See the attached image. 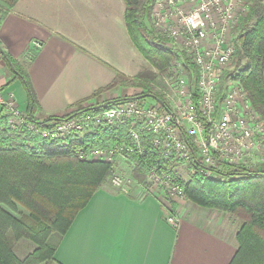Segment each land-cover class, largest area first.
Instances as JSON below:
<instances>
[{"label":"crops","instance_id":"0c3cea01","mask_svg":"<svg viewBox=\"0 0 264 264\" xmlns=\"http://www.w3.org/2000/svg\"><path fill=\"white\" fill-rule=\"evenodd\" d=\"M0 8L7 6L0 1ZM124 14L123 0H20L1 20L0 46L29 76L36 117L90 106L98 92L107 100L127 95L120 89L126 79L110 88L118 74L130 80L149 64ZM0 94L8 100L14 94L19 109L28 111L26 89L1 53ZM172 213L177 227L168 222ZM236 235L230 218L211 209L192 202L175 208L144 188L124 193L103 184L60 238L50 264H231Z\"/></svg>","mask_w":264,"mask_h":264},{"label":"built area","instance_id":"2783aa9c","mask_svg":"<svg viewBox=\"0 0 264 264\" xmlns=\"http://www.w3.org/2000/svg\"><path fill=\"white\" fill-rule=\"evenodd\" d=\"M250 2L155 0L150 34L157 46L175 53L176 62L166 78V91L151 98L152 103L144 98L98 111L75 107L53 119L37 120L13 102L7 126L63 146L90 137L115 138L108 145L81 146L74 157L113 165L120 157L153 156L155 163L144 165L148 187L144 189L164 198L186 195L164 162L197 167L192 172L210 179L223 167L264 172V119L240 81L228 73L238 47L232 34L240 28ZM4 104L0 96V106ZM159 154L162 160H157ZM112 185L128 192L119 176ZM168 222L179 225L173 213Z\"/></svg>","mask_w":264,"mask_h":264},{"label":"trees","instance_id":"16d2710c","mask_svg":"<svg viewBox=\"0 0 264 264\" xmlns=\"http://www.w3.org/2000/svg\"><path fill=\"white\" fill-rule=\"evenodd\" d=\"M0 1L7 6L0 8L1 22L20 0ZM123 1L125 23L134 45L152 67L165 73L171 63L170 52L155 48L145 35L148 28L144 22L146 14L152 9L151 2ZM249 13V20L255 19V23L239 38L236 56L245 63L237 72L236 79L264 119V5L254 3ZM0 53L12 68L14 78L24 85L28 94V111L34 118L38 103L29 76L3 52L1 46ZM122 78L125 77L118 74L110 88ZM135 80L141 81L139 87L143 88L149 78L146 74H140ZM143 89L139 95L158 97L152 90ZM100 93H96L94 98H99ZM99 104L102 103L96 105ZM93 106L84 109L91 111ZM77 107L82 109V103ZM6 120L0 114V264L54 263L60 238L112 175L109 164L80 161L74 158V153L84 145H108L115 138L90 137L85 142L75 140L63 146L27 131H12L6 127ZM140 163L144 167L154 164L155 160L149 156ZM235 168L233 172H220L223 180L206 178L202 172H198L183 187L188 199L199 207L231 215L244 212L245 221L236 236L238 251L231 264H264V172ZM235 177L240 179L236 180ZM19 207L25 209L26 214L17 216ZM55 236L57 240L52 242ZM22 240L32 242L36 248L24 258H19L15 245Z\"/></svg>","mask_w":264,"mask_h":264},{"label":"rangeland","instance_id":"374dc122","mask_svg":"<svg viewBox=\"0 0 264 264\" xmlns=\"http://www.w3.org/2000/svg\"><path fill=\"white\" fill-rule=\"evenodd\" d=\"M144 2H147V0H142ZM151 2L152 5V9L151 11H149L146 14V19L144 24L146 25V27L148 28V33L145 32L146 37L153 42L154 47L159 49L161 48V46H157L154 42V38L153 35L150 34V29L153 26V18H152V10L154 8V3L155 0H149ZM256 2H261L264 5V0H251L250 2V9L252 7V5ZM250 11V10H249ZM249 12L245 15V17L242 19V24L240 26V28H238L237 30H235V33L232 34L234 37V40L237 43V46L240 45V36L241 34H244L246 31L250 30L254 23H255V19L249 20ZM136 47V46H135ZM162 49V48H161ZM164 50V49H162ZM139 51V50H138ZM167 51V50H166ZM141 54V53H140ZM142 55V54H141ZM143 56V55H142ZM175 53L170 52V66L168 67L167 71L165 73H160L157 69H155L154 67L151 66V64L148 62V60L144 57V59L148 62L149 66L147 69H142V71L137 74L135 77L131 78L130 80H128L126 77L123 79H126V83L123 84L124 86H122L123 88L120 89H124L123 93H127V95L124 97H134V96H138L140 93H142V91L145 89L148 90H152L153 93L157 94V95H163L162 91H166L167 89V81L166 78L167 76H169L171 71V68L173 67L172 64L175 63ZM245 62H240L239 58L236 56V58L233 60L231 66H229L230 70L228 71L229 74H234L235 76L237 75V72L239 70H241V68L244 66ZM140 74H146L147 77L149 78V80L142 86L143 88L139 87V82H137L135 80V78L140 75ZM122 79V80H123ZM19 83L20 80H19ZM123 83V82H122ZM120 89H117V92H122ZM0 96L4 99L5 104L3 106H0V114L5 117L6 119H8V116L10 114V103L15 104V107L18 108L19 111H21L19 109V107L16 104L15 101V95L11 94L9 100L5 99L2 94H0ZM120 96H116L115 98L111 97V99L107 100L105 97L104 98H98L97 101H94L93 104H91L90 106L96 105L98 103H103L104 101H110V100H115L118 99ZM13 101H12V100ZM106 99V100H105ZM149 102L152 103L153 99L148 98ZM252 102V101H251ZM254 107V106H253ZM255 109V108H254ZM22 113H27L28 115H30L29 111L24 112L21 111ZM31 116V115H30ZM32 117V116H31ZM33 117L37 120H41V118L36 117L35 115H33ZM6 127L7 124H6ZM8 129H11L12 131L15 132H23L25 131L24 129H17L14 130L12 127H8ZM160 156V159L157 160H162L163 156L161 154L158 155V157ZM76 158V157H74ZM155 160V159H154ZM156 160V162H157ZM165 163V167L169 170V173L171 175H173L175 177V179L182 185L184 186V184L189 183L194 176L197 175L198 172H192V170L195 168L197 169V167H190V166H185L177 161H172L171 164L169 162H164ZM112 168V175L107 179V181L104 184H108V185H112V179L116 176H119L123 181L124 184H126V188L128 190V192H130L133 188H146L147 185L146 183L144 184L145 180H146V175L147 172L145 170V167H143L140 163V160L136 157H133L131 159L128 158H118L115 160V163L113 165H110ZM236 168L235 167H223L221 168V170H219L218 172H214L212 178L214 180H223L220 176V172H233L235 171ZM218 173V174H217ZM236 180L240 179L239 177H235ZM235 180V179H233ZM144 184V185H143ZM236 187L240 188V185L238 186L236 184ZM148 189V187H147ZM167 201L175 208H179L180 205L185 204L187 202H192L188 199V197L185 195V197L183 199H179L170 195L166 196ZM193 203V202H192ZM202 208V207H201ZM212 212L214 214H219L223 216V220L224 217H227V221H229L230 218V225H231V229H233V231L237 230V233L239 232V230L242 227V223H244V217H245V213H237V215H231L229 213H227L226 215H224L226 212H222L219 210H215V209H211ZM19 214H26L25 209H23L22 207H19L18 209V213L17 216H19ZM237 217V218H236ZM246 219V218H245ZM58 236V235H57ZM57 236L53 237L52 242H55L57 239ZM237 236V235H236ZM237 242V240H236ZM238 245V243H237ZM36 248V246L28 241V240H22L19 244L15 245V252L17 254V256H19V258H24L28 253L32 252L34 249Z\"/></svg>","mask_w":264,"mask_h":264},{"label":"water","instance_id":"95a60500","mask_svg":"<svg viewBox=\"0 0 264 264\" xmlns=\"http://www.w3.org/2000/svg\"><path fill=\"white\" fill-rule=\"evenodd\" d=\"M144 98H154V95L148 94V95H140V96H134V97H126V98H122L118 101H108L96 106H93L91 108V110L97 111V110H101L103 108H106L112 104L118 103V102H124V101H128V100H140V99H144Z\"/></svg>","mask_w":264,"mask_h":264}]
</instances>
